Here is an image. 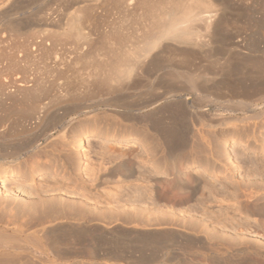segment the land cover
Masks as SVG:
<instances>
[{"label":"bare ground","instance_id":"bare-ground-1","mask_svg":"<svg viewBox=\"0 0 264 264\" xmlns=\"http://www.w3.org/2000/svg\"><path fill=\"white\" fill-rule=\"evenodd\" d=\"M4 1L0 0V5ZM80 1L77 4L84 3ZM121 1L127 8L134 5L133 0ZM219 2L221 0H178L176 7L165 8L157 19L149 20L148 30L141 39L138 36L137 42L117 44L115 48L103 49L102 53L88 54L81 50L66 54L61 52L63 45L52 47L47 43L49 37L43 36L32 50L54 55L55 67L67 73L61 78L62 82L43 88L36 83L29 86L24 80L17 85L15 82L0 83V97L4 99L25 91L45 90L50 95L48 101L40 104L29 100L27 110L33 113V121L28 123L24 139L23 136L17 139L11 135L12 126L0 122V190L3 194H0V264H67L71 261L102 259L103 242L99 238L103 236L102 233L94 238L91 256L86 253L83 234L76 236L74 244L68 242V235L74 226L69 221L81 216V212L73 210L71 204L64 205L44 198L36 201L17 200L4 194L8 192L4 185L18 174L17 169L22 164L27 163L25 159H29V162L32 159L36 163L35 155L45 152L54 142L73 144L79 155L86 153L89 141H97L103 135L115 144H138L139 140L114 129L119 123L114 114L120 113L122 118H132L140 123L139 119L145 114L143 112L149 102L154 104L151 112L156 117L149 120L147 126H141L143 132L155 140L161 153L178 158L190 170V181L176 184L187 196L166 199L169 204L179 207L169 214L176 215L183 227L114 232L112 238L117 250L110 256L111 261L115 264H166L171 260L168 258L169 250L179 248L183 255L192 256L193 259L200 257L204 264H264V246L252 240L254 237H264V221L259 220L264 218V202L258 198V191H254L257 186H263L264 190L261 182L264 167L255 156L246 157V149H251L252 144L248 143L240 152L235 151L240 147L238 139L248 141L250 137L249 140L255 144L254 149L256 144L262 142L264 62L245 57L246 60L242 62L249 66L242 67L244 63L239 58L237 60L238 55L234 57L229 53L224 56L219 52L222 41L225 44L221 38L222 27L227 25L228 20L219 14L222 11L217 4ZM78 13L81 14V11L76 16ZM40 20L46 27L55 26L47 17ZM70 24L75 27L73 21ZM145 26L144 30L147 28ZM62 35L67 37V33ZM75 36L80 38L82 34L78 32ZM207 38L215 44L214 47L205 42ZM80 61L89 64L81 68L80 73L72 72L70 75L71 63ZM125 92L133 94L127 95ZM130 95L136 97L134 108L120 104L112 109L113 103L126 99L125 96L130 98ZM69 98L79 100V103L58 108L54 112L57 117L50 115L51 102L60 104V101L68 102ZM40 125L42 129L39 130ZM67 135L74 137L72 143L65 141ZM57 136L61 138L58 141L54 139ZM107 141L102 143H109ZM237 154L246 163V170H242V166L235 161ZM200 162H205L201 172L213 177L239 172L243 183L235 181L231 185L237 184V189L240 185L246 188L242 195L244 199L238 201L215 197L212 179L203 184L207 193L204 195V191L201 197L194 198L202 187V181L192 166ZM128 164L122 161L118 165L128 168ZM160 169L161 166L154 163L150 172L146 170L141 176L151 177V173H155L157 178L152 184L156 194L165 197L160 190L164 178ZM214 206L232 208V215H238V221L232 223L236 217H230L229 212L224 213L226 209L223 208L222 213H211L209 209ZM226 214L229 217L227 221ZM217 218L216 224H220L211 226L210 222ZM249 220L253 222L249 223ZM222 221L228 222L229 226ZM157 256L162 257L163 261L156 260ZM188 260L193 263L192 259ZM179 261L185 263L184 260Z\"/></svg>","mask_w":264,"mask_h":264},{"label":"rangeland","instance_id":"rangeland-1","mask_svg":"<svg viewBox=\"0 0 264 264\" xmlns=\"http://www.w3.org/2000/svg\"><path fill=\"white\" fill-rule=\"evenodd\" d=\"M79 1L5 0L0 5V83L15 82L17 85L24 80L29 83V86L36 83L40 88H43L62 82L61 78L65 77L64 75L67 73L63 72L62 68L57 69L55 67L54 55L42 54L32 50V47L43 36L49 37L47 43L52 47L59 48L60 45H63L61 52L66 54H72L75 51L80 52L81 50V52L84 51L83 53L88 54H91L90 52H93L92 54L94 52H104L103 49L115 48L117 44L131 43L130 41L137 42L138 36L141 39L148 30L149 20L154 21V19H157L158 14L165 8L176 7L178 0H133L135 6H129L130 8L125 7L121 0H83L84 3L81 0V3L77 4ZM217 4L222 8L219 14H223L225 19H228L227 25L222 27L221 38H223L225 44L222 41L219 52L224 56L229 53L232 56L236 54L238 55L237 60L239 58L241 62L245 57L264 62V0H221V3ZM77 6L79 7L77 8ZM79 11H81V14L78 13L76 16ZM42 17L49 18L55 26L46 27L40 20ZM70 21H73V24L75 23V27L70 24ZM57 25L62 26V29L57 28ZM144 26L147 27L145 30L143 29ZM78 32L82 34V37L75 36ZM64 33H67L66 39L62 35ZM83 37H86L85 40H83ZM205 42L212 44L211 39L208 38ZM212 46L214 47L215 44H212ZM222 47H224V50H221ZM222 51L228 53L224 52V54ZM233 63H236V61H233ZM242 63L239 64L242 66ZM88 64L83 63V61L72 62L69 68L70 75L72 72L80 73L81 68H86ZM244 66L248 67L249 65L244 63L242 67ZM127 93L133 94L131 92ZM130 96V98L125 96L126 99H119V101L113 103V108H111L116 109L115 107L120 106V104L129 109L134 108L136 97L135 95ZM30 99L40 104L48 101L50 95L45 90H38L36 92H21L8 99L0 97V122L12 126L10 134L16 138L18 137L17 139L22 136L24 139L27 136V125L33 121V113L27 110ZM58 103L51 102V116L57 115L54 112L58 108L72 106L74 103H79V100L69 98L68 102L60 101V104ZM151 104L152 102H149L148 107L144 109L143 113L145 114L140 117V123L132 118L124 119L120 113H112L119 121L114 129L120 130L122 135H129V138L139 140L138 144L134 146H130L131 143L128 144L127 142L115 144L106 135H103L97 141H89L86 153L79 155L73 144L54 142L46 148L45 152L35 155L38 164L33 163L32 159L30 162L29 159H25L28 161L17 169L18 174L12 177V180L5 182L4 186L8 192L4 194L8 197L21 201H36L39 198H44L58 201L64 205L71 204L73 210L77 209L81 212V216L69 221L74 226L71 234L68 235L70 236L68 242L74 244L76 236L83 234V244L86 245L85 250L88 255L91 256L92 254L91 246L94 238H98L103 234L104 237H99L102 238L100 242H103L101 244L102 259L98 261L86 259L83 262L71 261L67 264H115L111 261L110 256H112L115 249L117 250L114 245V238H112L114 232L117 231L182 229L183 223L178 222V217L173 213L169 214V212H176L179 207L169 204L166 199L187 196L176 184L181 182L187 184L190 181L188 172L190 170L186 169L178 158L167 157L165 153H161L155 140L143 132L141 126H147L149 120L156 117L155 113L151 112L154 109V104ZM38 129H42V125ZM147 130L151 132L150 129L147 128ZM262 131L260 132L262 133ZM67 136L65 141L72 143L74 137L72 135ZM261 136L262 142L259 143L260 146L256 144L255 149L253 148L255 146L254 142L249 140L250 137H248V141L238 139L240 147H237L235 151L240 152L242 147V149H245L248 143L252 144L253 147L249 146L251 149H246L248 151L246 157L258 158V160H261L260 165L264 167L263 133ZM54 139L58 141L61 138L57 136ZM101 140H108L109 143L104 144ZM241 140H243L242 143ZM238 155H236L235 161L238 162L239 166H242L243 169L241 167L240 169L244 170L247 167L246 163H243L242 157ZM122 161L129 163L130 166L128 168L127 166H121L120 168L118 164ZM154 163L159 167L161 166L159 172L162 173L161 176L164 178L161 180L160 190L165 197H158L156 194L152 184L153 180L157 178L155 173H151V177L147 175L146 178H143L141 176L146 170L149 173L150 169L154 167ZM204 164L205 162H200L192 166L193 171L198 173L202 181V187L194 198L201 197L205 191L203 184L208 179H212L211 182H214V190H216L214 191L216 193L215 197L237 199L238 201L244 199L242 195L246 188L240 185L237 189V184L231 185L235 181H241L239 172L237 174L229 173L227 176L221 174L213 177L208 173L203 174L201 172V167ZM223 173H226V171ZM254 179L257 178L254 177ZM262 180L264 178L261 179L262 184H264ZM258 181L260 183V179ZM258 188V186L254 188V191H258V198L264 202L263 186ZM248 192H250V189ZM206 193L205 191L204 195ZM0 194L3 196L1 190ZM71 205L67 208L68 210ZM218 208L214 206L209 210L211 213L218 211L222 213L221 211L226 209L223 211L224 213L229 212L230 217H236L233 218L232 223L235 224V220L238 221V215H232V208L222 207V210L220 208L218 210ZM227 218H229L228 215L225 216L226 220H224H229ZM259 220L264 221V218ZM225 221L222 222L227 223L226 225L229 226L228 222ZM250 221L253 222L249 220V223ZM216 222H218V218L212 220L210 225L215 226ZM218 224L220 223L216 225ZM252 240L264 246V237H254ZM169 252L168 258L171 260L166 264H204L200 257L193 259L192 256L183 255V251L179 248H172ZM188 258L192 259L193 263ZM156 260L163 261V258L157 256ZM179 260H184L185 263Z\"/></svg>","mask_w":264,"mask_h":264},{"label":"crops","instance_id":"crops-1","mask_svg":"<svg viewBox=\"0 0 264 264\" xmlns=\"http://www.w3.org/2000/svg\"><path fill=\"white\" fill-rule=\"evenodd\" d=\"M131 177V176H130ZM132 178V177H131Z\"/></svg>","mask_w":264,"mask_h":264}]
</instances>
